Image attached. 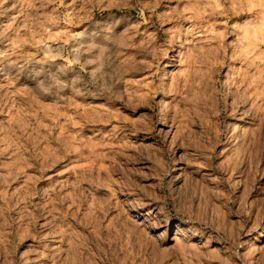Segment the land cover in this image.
Listing matches in <instances>:
<instances>
[{
	"label": "rangeland",
	"instance_id": "obj_1",
	"mask_svg": "<svg viewBox=\"0 0 264 264\" xmlns=\"http://www.w3.org/2000/svg\"><path fill=\"white\" fill-rule=\"evenodd\" d=\"M0 264H264V0H0Z\"/></svg>",
	"mask_w": 264,
	"mask_h": 264
},
{
	"label": "bare ground",
	"instance_id": "obj_2",
	"mask_svg": "<svg viewBox=\"0 0 264 264\" xmlns=\"http://www.w3.org/2000/svg\"><path fill=\"white\" fill-rule=\"evenodd\" d=\"M167 69H168V68H167ZM167 69H166V70H167ZM163 71H164V70H163ZM164 72H165V71H164ZM164 75H167V74H164ZM165 77H166V76H165ZM165 77H164V78H165ZM159 78H160V77H159ZM166 78H167V77H166ZM162 79H163V78H162ZM161 81H162V80H161ZM159 82H160V81H159ZM162 84H163V83H162ZM164 84H165V83H164ZM160 85H161V84H160Z\"/></svg>",
	"mask_w": 264,
	"mask_h": 264
}]
</instances>
